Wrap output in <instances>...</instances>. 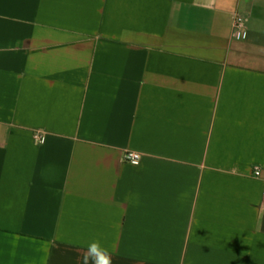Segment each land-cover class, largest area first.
Returning a JSON list of instances; mask_svg holds the SVG:
<instances>
[{"label": "crops", "instance_id": "crops-1", "mask_svg": "<svg viewBox=\"0 0 264 264\" xmlns=\"http://www.w3.org/2000/svg\"><path fill=\"white\" fill-rule=\"evenodd\" d=\"M92 240L264 264V0H0V264Z\"/></svg>", "mask_w": 264, "mask_h": 264}, {"label": "clouds", "instance_id": "clouds-1", "mask_svg": "<svg viewBox=\"0 0 264 264\" xmlns=\"http://www.w3.org/2000/svg\"><path fill=\"white\" fill-rule=\"evenodd\" d=\"M80 264H112L111 253L98 241L92 240L83 251Z\"/></svg>", "mask_w": 264, "mask_h": 264}, {"label": "built area", "instance_id": "built-area-1", "mask_svg": "<svg viewBox=\"0 0 264 264\" xmlns=\"http://www.w3.org/2000/svg\"><path fill=\"white\" fill-rule=\"evenodd\" d=\"M243 21H244V18L242 15L236 14L234 16V25L235 26H238V27L241 26L243 24ZM35 136L39 137V133L37 132L35 134ZM124 156L127 160H130V161L135 162L137 164L141 163V161H142V155L139 154L138 152H135V151H127Z\"/></svg>", "mask_w": 264, "mask_h": 264}]
</instances>
